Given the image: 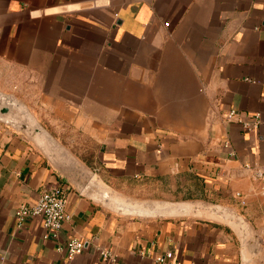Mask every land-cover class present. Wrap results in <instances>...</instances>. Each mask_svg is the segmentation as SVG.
I'll use <instances>...</instances> for the list:
<instances>
[{
    "label": "crops",
    "instance_id": "obj_1",
    "mask_svg": "<svg viewBox=\"0 0 264 264\" xmlns=\"http://www.w3.org/2000/svg\"><path fill=\"white\" fill-rule=\"evenodd\" d=\"M256 168L264 0H0V264H264ZM51 184L56 236L17 228Z\"/></svg>",
    "mask_w": 264,
    "mask_h": 264
},
{
    "label": "built area",
    "instance_id": "obj_2",
    "mask_svg": "<svg viewBox=\"0 0 264 264\" xmlns=\"http://www.w3.org/2000/svg\"><path fill=\"white\" fill-rule=\"evenodd\" d=\"M237 117V114L230 110L223 115L226 122H232ZM259 126V116H253L248 121L241 122V127L245 131L252 132ZM253 177L255 180L261 182L264 187V168H256ZM14 218L16 221V227L20 228L23 222L27 219H37L40 221L42 227L53 237L61 229L62 224L68 220L69 216L66 212V200L63 190L57 184H51L40 191L37 200L31 205H19L14 211ZM65 251L67 258L82 253L84 247L83 243L77 239H68L65 242ZM100 254L104 259H111V255L108 251L102 250ZM167 259L165 264H178L172 261V254L168 252L163 258H157L158 261L164 263V259Z\"/></svg>",
    "mask_w": 264,
    "mask_h": 264
},
{
    "label": "rangeland",
    "instance_id": "obj_3",
    "mask_svg": "<svg viewBox=\"0 0 264 264\" xmlns=\"http://www.w3.org/2000/svg\"><path fill=\"white\" fill-rule=\"evenodd\" d=\"M111 191L108 189H105V194H102V198L106 199L107 202L110 203V207L114 210H119L122 212H128L133 209L136 204H133L130 199H121V197L116 196L115 194H110ZM114 197V198H113Z\"/></svg>",
    "mask_w": 264,
    "mask_h": 264
},
{
    "label": "water",
    "instance_id": "obj_4",
    "mask_svg": "<svg viewBox=\"0 0 264 264\" xmlns=\"http://www.w3.org/2000/svg\"><path fill=\"white\" fill-rule=\"evenodd\" d=\"M2 112H3V113H6V112H7V110L5 109V110H3Z\"/></svg>",
    "mask_w": 264,
    "mask_h": 264
},
{
    "label": "bare ground",
    "instance_id": "obj_5",
    "mask_svg": "<svg viewBox=\"0 0 264 264\" xmlns=\"http://www.w3.org/2000/svg\"><path fill=\"white\" fill-rule=\"evenodd\" d=\"M114 198V197H113Z\"/></svg>",
    "mask_w": 264,
    "mask_h": 264
}]
</instances>
